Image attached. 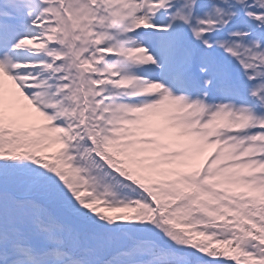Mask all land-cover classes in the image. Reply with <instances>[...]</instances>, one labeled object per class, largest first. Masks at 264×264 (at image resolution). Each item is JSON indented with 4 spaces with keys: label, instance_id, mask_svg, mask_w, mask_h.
I'll use <instances>...</instances> for the list:
<instances>
[{
    "label": "snow or ice",
    "instance_id": "1",
    "mask_svg": "<svg viewBox=\"0 0 264 264\" xmlns=\"http://www.w3.org/2000/svg\"><path fill=\"white\" fill-rule=\"evenodd\" d=\"M0 264H264V0H0Z\"/></svg>",
    "mask_w": 264,
    "mask_h": 264
}]
</instances>
